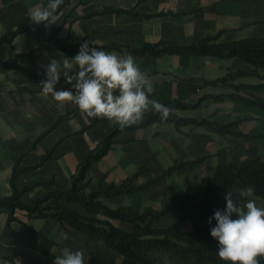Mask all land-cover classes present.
<instances>
[{
    "label": "crops",
    "instance_id": "1",
    "mask_svg": "<svg viewBox=\"0 0 264 264\" xmlns=\"http://www.w3.org/2000/svg\"><path fill=\"white\" fill-rule=\"evenodd\" d=\"M47 3L48 0H0V37L30 20V9ZM104 6L134 9L135 13L108 12L85 17ZM57 16L56 24L37 25L0 46V195L12 193L13 167L24 153L19 168L36 165L21 172L16 179L18 188L31 186L23 195L26 202L49 190L68 189L84 154L97 146L103 134L114 125L102 119L90 126L96 119H86L72 103L57 102L50 94L42 92L41 81L46 79L42 66L51 59L74 58L85 40L90 47L123 55L118 50L99 46L114 42L134 46L167 38L191 43L219 32L222 41L264 36V0H70ZM58 28L64 47L43 50L25 61L2 64L38 46ZM133 57L153 83L155 92L151 98L158 101L183 97L192 102L204 94L222 92L223 87L206 84L203 79H216L229 72L253 68L236 56L168 54L156 57L147 54ZM260 80L259 76L247 75L237 82ZM56 87L57 90L72 88L63 77ZM228 107L232 108L231 113L226 112ZM216 110L229 121L239 119L235 116L242 110L245 119L236 123L233 130L264 134V111L230 100L210 98L199 108L176 112L182 116L202 117ZM65 114L68 117L51 128L57 118ZM249 148L257 152H247ZM239 152L244 155L240 157ZM204 155L207 158L199 167L165 176L155 186L133 196L121 194L105 198V202L111 207L122 204L137 209L165 207L171 190L182 193L192 181H208L220 163L255 156L264 158V142L248 141L239 135L223 136L204 127L154 122L147 127L123 131L109 152L91 167L89 177L94 183L102 177L120 182L148 159L150 169L137 181L142 183L162 173L177 159ZM191 221L203 222L196 228L209 224L208 219H192L186 223ZM167 222L179 223L173 219ZM116 224L129 230L133 228L123 221ZM64 247L83 250L85 258L89 257L87 264H144L135 263L103 240L91 239L57 218L31 217L26 210L18 209L11 219L7 210L0 209V264L24 261L26 264H53Z\"/></svg>",
    "mask_w": 264,
    "mask_h": 264
},
{
    "label": "trees",
    "instance_id": "2",
    "mask_svg": "<svg viewBox=\"0 0 264 264\" xmlns=\"http://www.w3.org/2000/svg\"><path fill=\"white\" fill-rule=\"evenodd\" d=\"M69 2L70 0H64L57 14ZM108 12L135 13V10L104 6L86 14L85 17ZM35 26L37 25L32 24L30 20L25 21L15 30L0 37V46L4 42H11L18 34ZM58 33L59 28L49 33L38 46L19 53L3 61L2 64L6 66L12 62L25 61L34 58L43 50L57 46L64 47L65 42L58 37ZM220 35V32L208 34L191 43H180L175 39L167 38L134 46L116 42L99 46L102 49H115L123 54L131 53L132 56L147 54L156 57L168 54L213 55L221 58L236 56L251 64L253 68L229 72L216 79H203L206 84L223 87L222 92L204 94L192 102L186 101L183 97L159 101L173 110L167 121H162L158 113L149 111L138 125L123 130L118 125H112L103 134L97 146L84 154L76 172L72 175L71 186L68 189L49 190L30 202L24 201L23 195L31 186L18 188L16 184V179L21 172L36 166L19 168L23 153L13 167L12 193L7 196L0 195V209L7 210L11 219L18 209L26 210L31 217L57 218L69 227L87 234L91 239L103 240L109 247L135 263L225 264L217 255L218 242L210 235V229L215 226L216 222L192 230L184 229V223L192 219H206L214 215L217 209L224 210L227 191L233 192V198L239 204L249 199L252 200L254 197L264 199V158L262 156L220 163L208 181H192L182 193L171 190L170 201L162 208L149 206L137 209L130 204L111 207L105 202V198L121 194L133 196L140 190L155 186L165 176L199 167L207 155L193 159H177L162 173L142 183L137 181L144 172L150 169L148 159L139 166L135 173L120 182L107 181L105 177H102L94 183L89 177L91 167L109 152L123 131L147 127L154 122H173L177 127L183 125L204 127L223 136L239 135L248 141L264 142V134L235 132L233 126L242 119L225 120L218 114V110L202 117L182 116L176 112L178 109L199 108L210 98L215 101L230 100L264 111V36L222 41ZM247 75L259 76L261 80L256 83L237 82L238 78ZM67 117L66 114L58 117L51 128ZM101 120L102 118H96L90 126ZM247 187L253 188L252 196L241 197L240 190ZM170 219L179 223H168ZM116 221L130 223L133 228L131 230L123 228L117 225ZM260 264H264V258H261Z\"/></svg>",
    "mask_w": 264,
    "mask_h": 264
},
{
    "label": "clouds",
    "instance_id": "3",
    "mask_svg": "<svg viewBox=\"0 0 264 264\" xmlns=\"http://www.w3.org/2000/svg\"><path fill=\"white\" fill-rule=\"evenodd\" d=\"M63 2L48 0L45 6L30 9L31 23L45 27L56 24ZM89 45L85 40L74 58H53L42 66L46 76L41 81L44 94L60 103H72L86 119H106L121 130L140 124L149 111L167 121L173 110L151 98L155 92L153 83L131 53L120 55ZM61 77L71 89L57 90ZM253 191L247 187L239 195L252 196ZM225 201L224 210H215L208 220L209 224L213 219L216 222L210 235L218 242L219 259L225 264H260L264 258V207L251 199L241 205L231 191L225 194ZM88 259L83 250L64 247L53 264H87Z\"/></svg>",
    "mask_w": 264,
    "mask_h": 264
},
{
    "label": "rangeland",
    "instance_id": "4",
    "mask_svg": "<svg viewBox=\"0 0 264 264\" xmlns=\"http://www.w3.org/2000/svg\"><path fill=\"white\" fill-rule=\"evenodd\" d=\"M231 110H232V108H231V107H228L226 112L231 113ZM235 114H236V113H235ZM242 114H243V111L241 110V113H240V114H236L235 118L238 117L239 119H241V118L245 117V115L243 116ZM244 119H245V118H244ZM244 119H242V120H244ZM249 151H250L251 153H256V152H257V150L254 149V148H249V149L247 150V152H249ZM239 154H240V155H239ZM237 155H239L240 157H242L244 154L239 152ZM252 200H254V201L256 202L257 206H259V207H264V199L254 197ZM246 202H247V201H246ZM246 202H243V203H240V204L242 205V204H245ZM213 216H214V215H212V216H210V217H213ZM210 217H208V218H206V219L209 220ZM233 218H235V217H233ZM214 221H215V220L213 219L212 222H214ZM175 223H177L176 220H175ZM201 224H203V222L191 221V222L186 223V224L184 225L183 228H184V229H188V230H190V229H194V228H196L197 226H200ZM204 226H205V225H204Z\"/></svg>",
    "mask_w": 264,
    "mask_h": 264
},
{
    "label": "built area",
    "instance_id": "5",
    "mask_svg": "<svg viewBox=\"0 0 264 264\" xmlns=\"http://www.w3.org/2000/svg\"><path fill=\"white\" fill-rule=\"evenodd\" d=\"M48 36V35H47ZM21 264H26V261L22 262Z\"/></svg>",
    "mask_w": 264,
    "mask_h": 264
}]
</instances>
